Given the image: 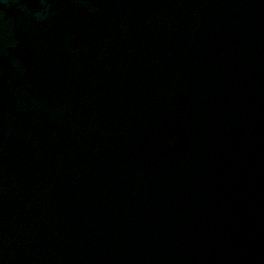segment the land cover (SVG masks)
I'll return each instance as SVG.
<instances>
[{
	"label": "water",
	"instance_id": "95a60500",
	"mask_svg": "<svg viewBox=\"0 0 264 264\" xmlns=\"http://www.w3.org/2000/svg\"><path fill=\"white\" fill-rule=\"evenodd\" d=\"M0 264H264V0H0Z\"/></svg>",
	"mask_w": 264,
	"mask_h": 264
}]
</instances>
